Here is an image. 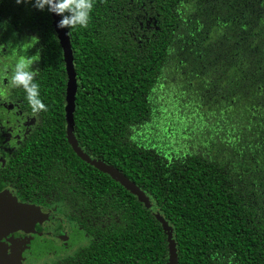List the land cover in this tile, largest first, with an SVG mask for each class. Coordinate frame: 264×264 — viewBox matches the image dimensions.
I'll return each mask as SVG.
<instances>
[{
  "label": "trees",
  "instance_id": "trees-1",
  "mask_svg": "<svg viewBox=\"0 0 264 264\" xmlns=\"http://www.w3.org/2000/svg\"><path fill=\"white\" fill-rule=\"evenodd\" d=\"M92 3L85 27H66L81 147L155 199L176 228L179 264H264V0ZM52 23L33 0H0V31L40 43L34 79L47 111L34 150L70 181L67 213L90 236L70 263L166 264L160 223L66 139Z\"/></svg>",
  "mask_w": 264,
  "mask_h": 264
},
{
  "label": "flooded vegetation",
  "instance_id": "flooded-vegetation-1",
  "mask_svg": "<svg viewBox=\"0 0 264 264\" xmlns=\"http://www.w3.org/2000/svg\"><path fill=\"white\" fill-rule=\"evenodd\" d=\"M39 45L31 31H0V264H71L90 240L67 213L70 181L44 169L52 160L34 150L44 111L33 113L22 89L4 87L6 69L18 61L37 75Z\"/></svg>",
  "mask_w": 264,
  "mask_h": 264
},
{
  "label": "water",
  "instance_id": "water-1",
  "mask_svg": "<svg viewBox=\"0 0 264 264\" xmlns=\"http://www.w3.org/2000/svg\"><path fill=\"white\" fill-rule=\"evenodd\" d=\"M53 27L59 40L63 59L65 63V70L67 74V88H66V104H65V120H66V139L73 149L74 153L85 163L96 168L100 172L109 175L114 181L119 183L132 195L136 196L138 201L155 217V219L162 226L163 232L168 244V261L166 264H179V247L177 232L174 225L166 218L164 212L158 206L155 199L145 190H143L136 183L127 178L115 166L107 164L105 161L89 156L81 147L78 138L75 134V99L77 93V75L75 71L74 56L72 45L66 27L59 28L57 23L61 18L59 15L52 13Z\"/></svg>",
  "mask_w": 264,
  "mask_h": 264
},
{
  "label": "clouds",
  "instance_id": "clouds-1",
  "mask_svg": "<svg viewBox=\"0 0 264 264\" xmlns=\"http://www.w3.org/2000/svg\"><path fill=\"white\" fill-rule=\"evenodd\" d=\"M15 3H21V0H15ZM33 6L38 10L47 8L49 12L59 15L61 18L57 27L72 29L87 25L93 3L92 0H33ZM6 71L9 74L5 78V88L22 89L24 99L33 113L47 111L46 105L40 99L39 85L34 79L36 73L30 69V65L21 60L12 64Z\"/></svg>",
  "mask_w": 264,
  "mask_h": 264
},
{
  "label": "rangeland",
  "instance_id": "rangeland-1",
  "mask_svg": "<svg viewBox=\"0 0 264 264\" xmlns=\"http://www.w3.org/2000/svg\"><path fill=\"white\" fill-rule=\"evenodd\" d=\"M75 235H73V237H74ZM74 240V239H73Z\"/></svg>",
  "mask_w": 264,
  "mask_h": 264
}]
</instances>
